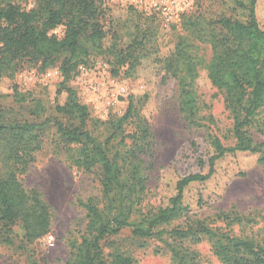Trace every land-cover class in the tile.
Returning a JSON list of instances; mask_svg holds the SVG:
<instances>
[{"label":"trees","instance_id":"trees-1","mask_svg":"<svg viewBox=\"0 0 264 264\" xmlns=\"http://www.w3.org/2000/svg\"><path fill=\"white\" fill-rule=\"evenodd\" d=\"M233 1L248 11L246 21L221 17L213 24L204 16L188 15L191 8L183 15L182 24L187 32L211 45L212 56L206 65L208 77L224 93L236 141L226 146L218 136H209L207 156L196 157L199 170L180 176L165 203L146 206L148 186L143 155L151 150L152 133L141 110L131 99L127 112L115 123L113 135L102 141L87 128L91 119L88 105L68 85L78 67L87 64L92 51L103 50L106 34L100 16L105 14L107 5L102 0H34L32 8L24 9L13 0H0V70H9L12 64L23 60L41 62L42 68L59 64L67 96L56 110L70 123H54L57 133L73 165L85 172L99 170L101 195L82 202L86 224L71 242L68 264H137L134 255L122 251L115 240L126 229L138 241H160L163 246L157 252L168 253L170 264H264V234L256 237L234 232L235 225L251 223L253 218L234 208L193 218V208L186 201L187 190L193 184L210 181L218 161L230 154H257L264 169V139L256 141L251 132L257 128L264 135V123L260 121L264 113V25L258 17L260 0ZM61 25H65L61 36L51 34ZM141 45L143 41L136 40L125 50L116 49L118 66L127 64L134 69L139 63L137 49ZM194 45L182 37L174 51L161 60L165 76L178 80L180 112L189 122L197 116L194 83L202 63ZM20 101L26 98L21 96ZM33 103L30 119L0 103V236L10 243L13 227L18 224L23 230V244H31L51 231L50 206L38 190L26 188L19 177L35 159L43 134L52 123L44 117L41 101L34 99ZM130 120L135 124L134 131L123 133L112 145L113 138ZM191 146L197 150L195 142ZM198 196L201 209L205 200L202 192ZM204 242L210 245L218 263L203 257L198 246ZM107 247L113 250L106 253Z\"/></svg>","mask_w":264,"mask_h":264},{"label":"rangeland","instance_id":"rangeland-1","mask_svg":"<svg viewBox=\"0 0 264 264\" xmlns=\"http://www.w3.org/2000/svg\"><path fill=\"white\" fill-rule=\"evenodd\" d=\"M13 1L24 9L34 6V0ZM104 4L107 9L100 16L106 34L103 50H93L87 64H84L88 72L82 74L77 70V75L68 85L75 88L80 100L88 105L91 119L87 128L102 141L113 135L114 125L127 112L131 99L141 110L152 133L151 150L143 155L148 186L144 205L158 206L174 193L180 176L199 170L196 157L207 156L209 136H218L226 146L234 145L233 118L226 108L224 93L208 77L206 65L212 56L211 45L187 32L182 24L184 18L175 25L165 26L158 16ZM188 15L204 16L213 24L221 17L248 19V11L233 0H194ZM258 17L264 25V0H260ZM60 29L64 31L65 25ZM182 37L195 44L194 51L202 62L194 83L198 95L194 122H189L181 114L178 80L165 76L161 61L174 51ZM136 40L143 41L137 49L139 63L134 69H129L127 64L118 66L114 51L125 50ZM11 67L0 70L1 105L30 119L29 108L33 107V100L38 99L44 106V117L52 122L43 134L35 159L19 175L26 188L38 190L48 203L52 224L48 235L31 244H23L20 224L13 227L12 243L3 241L0 236V264H68L71 242L79 237L86 224L82 202L101 195L99 170L85 172L73 165L57 133L54 123H70L56 110L67 96L62 88L64 77L59 64L42 68L41 62L23 60ZM110 83L114 84L113 89L120 85L127 88V93L118 96L112 105H108L101 89ZM21 96L26 101H20ZM260 121L264 123V113L260 115ZM134 129L135 124L130 120L113 138L112 145L120 140L123 133ZM251 132L256 141L264 139L257 128ZM127 141L130 143L129 138ZM192 142L197 144V150L191 146ZM258 157L257 154L239 152L218 161L216 173L210 181L193 184L186 192V201L193 208L191 216L204 218L234 208L254 219L248 224L235 225L236 234L263 235L264 169ZM200 192L205 200L201 209L198 203ZM115 240L122 251L127 250L134 255L137 264H170L168 253L157 252L163 246L157 239L138 241L126 229L115 236ZM198 249L206 260L218 263L207 242L200 244ZM112 250L111 247L105 249L106 253Z\"/></svg>","mask_w":264,"mask_h":264},{"label":"built area","instance_id":"built-area-1","mask_svg":"<svg viewBox=\"0 0 264 264\" xmlns=\"http://www.w3.org/2000/svg\"><path fill=\"white\" fill-rule=\"evenodd\" d=\"M104 3L121 7V8H134L150 15H155L161 18L165 26H171L179 23L183 15L188 12L192 6L194 0H102ZM51 34L61 36L60 26L53 29ZM101 66H99L100 68ZM78 71L82 74L88 72L86 65L81 64L78 67ZM114 84L110 83L108 87H102V94L108 99V105L114 104L118 99V96L127 93V88L124 85L117 86L113 89Z\"/></svg>","mask_w":264,"mask_h":264}]
</instances>
